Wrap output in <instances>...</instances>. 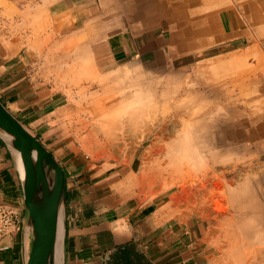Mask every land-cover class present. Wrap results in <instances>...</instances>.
<instances>
[{"label":"crops","instance_id":"obj_1","mask_svg":"<svg viewBox=\"0 0 264 264\" xmlns=\"http://www.w3.org/2000/svg\"><path fill=\"white\" fill-rule=\"evenodd\" d=\"M6 1L14 5L18 21L39 10L59 15L62 21L48 27H66L67 41L81 37L73 47L76 55H92L94 64L107 65V71L163 72L168 60L178 58L187 71L192 57L207 54L202 61L209 60L219 77L235 82L237 89L226 91L236 93L240 110L247 117L250 111L258 113L257 122H243L240 142L255 141L257 153L264 154V0ZM170 27L178 33L175 38L166 36ZM24 39L19 32L12 39L0 36V102L33 129L64 171L63 264H113L114 253L124 246L137 258L129 264H213L200 220L170 215L166 205L132 194V173L93 167L80 153L60 146L58 137L52 140L54 133H40L46 123L61 127L62 109L54 103L62 93L49 76L53 69L34 65L35 53ZM0 204L12 206L18 218L17 230L0 235V261L25 264L26 209L13 155L1 139Z\"/></svg>","mask_w":264,"mask_h":264},{"label":"rangeland","instance_id":"obj_2","mask_svg":"<svg viewBox=\"0 0 264 264\" xmlns=\"http://www.w3.org/2000/svg\"><path fill=\"white\" fill-rule=\"evenodd\" d=\"M40 1L30 0L31 3ZM42 1L44 2V0ZM3 10L4 12L1 13ZM44 11L46 10L44 9ZM33 12L31 15L20 17L18 21L14 5L7 3L6 0H0V36L5 38L8 36L12 39L15 38L17 32L25 35L23 44L34 51L35 54L32 56L34 65H38L37 68H42V71L44 68L47 70L51 68V71L53 69L49 76L56 79L55 87L62 93L56 96L54 103L55 106L62 109L58 113L60 115L58 119L63 121L61 127L54 128V124L46 123L40 129V133L45 131L54 133L52 140L58 137L57 139L61 140L60 146L65 147L66 150L69 148L80 153L84 161L93 167H107L123 172L127 170L132 173V179L129 180L133 185L130 188L132 194L140 193L156 204L166 205L170 215L191 216L200 220L206 231V240L213 264H243L247 262L250 259V256L247 255L248 249L254 250L260 246V225L261 222L264 223V154L257 153L258 149L253 143L255 141L249 140L248 143L246 141L244 143L236 138L228 148H225L223 145L230 143L231 140L222 138V146L215 149L216 155L223 156L227 160L225 163L219 162V160L216 162L218 168L216 173L221 178L225 177L230 192L239 190L238 186L246 178H252L251 182L246 184L250 192H245L244 196L239 192L237 199L234 197L228 199L229 191L222 189V186L218 188L222 189L223 194L214 193V196L209 199L202 197L196 200L193 196L184 195L174 199V196L179 192L167 190V186L162 182L163 174L161 172L162 166L166 165L163 162L166 146L181 128L176 124H171L174 118V107L176 108L181 101L187 112L193 111L195 116L191 118L195 119L215 113L224 107L225 109L222 110L229 113L234 107H239L237 111L241 113V104L237 103L235 92H230L229 97L224 100L220 99L223 98L221 93L226 92L227 88L237 89L235 82L233 81L230 85V82L225 78L219 77L216 73L220 70L214 64L209 60L202 61L207 56L204 53L192 57V63L187 71L182 70L180 58L168 60V65L163 72H145L137 67L127 70L118 69L115 72L107 71V65L101 68L100 64L98 66L94 64L92 55L83 54L80 57L76 55L75 50L78 49L73 47L82 40L81 37L73 42L70 39L67 41V35L70 33L65 30L66 27H48L51 23L62 21L59 15L51 16L47 14V11L45 13L40 10ZM21 24L26 27H21ZM170 28L171 33L166 32V36L169 37L170 34L175 38L178 33L175 27ZM87 37L90 38V33L87 34ZM83 39L86 40L85 37ZM61 50L63 53L59 55ZM66 53L71 60L65 57ZM76 56L78 57V66H75L74 63ZM72 66L74 69L70 70ZM119 70L120 72H118ZM126 76L137 78L139 82H143V86L150 87L155 91L154 104L141 118L135 120L130 117V110H132L130 108L120 111L119 115L117 114L113 119H102L100 122L108 124L109 127L101 128L90 116L91 111L109 108L110 104L123 106L127 102V93H119L122 86L115 79H123ZM108 78H110L109 81H107ZM102 80L108 84L102 87ZM167 82L172 85L169 86ZM202 84H211L213 88H208L209 90L207 89L203 93L204 95L199 94L203 88ZM167 87H169V96L159 97L160 95L157 93L161 94V91ZM65 90L69 93L64 94ZM217 92H219L218 95ZM222 112L218 111L217 113L222 115ZM253 113L258 115L256 111H250L248 115H254ZM52 115L54 113L48 114L47 119ZM249 117H247V113H244V119ZM252 117L248 119L251 123L259 120V118L254 120ZM236 123L234 120L231 124L234 133L237 130L241 131V126L238 129L235 128L237 127ZM161 127L165 129L164 134L157 132V128ZM27 128L34 134L33 129ZM105 128L109 129L110 135L113 134L109 141L111 144L108 142L109 146L103 134ZM88 137L89 140H92L89 145L84 146L82 142L88 140ZM201 143L203 152L205 147L203 142ZM215 144L217 147L219 141ZM145 153L148 154L144 155ZM140 181L142 183L138 186ZM247 227L252 233L250 230H246Z\"/></svg>","mask_w":264,"mask_h":264},{"label":"bare ground","instance_id":"obj_3","mask_svg":"<svg viewBox=\"0 0 264 264\" xmlns=\"http://www.w3.org/2000/svg\"><path fill=\"white\" fill-rule=\"evenodd\" d=\"M204 32H202V33H204ZM226 35H228V34L225 33V36ZM223 36H224V34H223ZM191 49H193V48H191ZM62 53H63V50H61L59 52V55L62 54ZM75 53H76V50H75ZM57 56H58V54H57ZM65 57H67L68 59L71 60V58L68 57L67 53L65 54ZM77 61H78V57L76 56V59H75V62H74L75 66H78ZM90 67H89V69H90ZM72 69H74L73 66L70 68V70H72ZM124 70H127V69L124 68ZM118 72H120V70ZM188 73H190V72H188ZM117 76L119 77V75H117ZM230 76H231V74H230ZM126 77H124L125 79L124 78L123 79L122 78L115 79V81L117 83H119L120 86H122V89L119 90V93H122V92L127 93L126 94L127 102L125 104H123V106H115L113 104H110L111 106L109 108L100 109V110L94 109V110L91 111L90 116L92 117L93 120H95V122L101 128L108 126V124H106V123L103 124V123L100 122V121H102V119H113L120 111H123V110H126L127 108H130V109H132V110H130V113H131L130 117H131V119L135 120L136 118H141V116L146 111L148 112V110L154 104L155 98L153 99V97L156 95L155 91H153L150 87L143 86V82H139L137 80V78H133V77H131V78L127 77L126 78ZM110 78H108L107 81H109ZM105 82L106 81H104V80L101 81L102 87L104 85L108 84L107 82L105 84ZM168 84H169V86L172 85L170 83H168ZM168 84H167V86H168ZM260 84H261V82H260ZM149 86H150V84H149ZM201 86L203 88L201 89V91H200V88H199V91H200L199 94H203L208 88H210V89L213 88L211 84H202ZM226 88H227V86H226ZM168 89H169V87H167L165 90H162L161 94L160 93H157V94H159L160 95L159 97H161V98H165L166 96L168 97L169 96L168 95L169 94V90ZM131 90H133V91H131ZM116 94H118V93H116ZM218 94H219V92H217V95ZM229 95H230L229 92H227V91L223 92V93H221V97H223V98H220V99L224 100L227 97H229ZM208 100H209V98H208ZM231 102H232V100H231ZM230 107L233 108V106H230ZM222 109H225V107L222 108ZM222 109L218 110V111H220V113L223 111L222 115H219L217 113L218 112L217 111L215 113H211V114H208V115L204 114L205 116L200 118V119L199 118L195 119V118H191V117L195 116L193 111L192 112H187L186 108L182 106V102L181 101L179 102V104L177 105L176 108L174 107V114H173L174 118L171 121V124H176V125L180 126L181 128H180V130H178L175 133V135L173 136V139L170 141V143L167 144L166 150H165L166 151L165 152V157L163 159V162L166 163V165L162 166L163 168H161V172L163 174L162 182H163L164 185L167 186V190L174 191V192L175 191L179 192V193H177L179 195L176 194V196H174V199L175 198L178 199L179 197H181L183 195L184 196H191V197L193 196V197H195L196 200H199V198H202V197H206L207 199H209L210 197L214 196L213 195L214 193L223 194L222 189H226V190L229 191V189L227 187V181H226L225 177L221 178V176L216 173V171L218 169L217 166H216L217 165L216 162H218V160H219V162H224L225 163L227 160L223 156L216 155L215 149H218L220 146H222L221 145L222 138H224V139L226 138V139H228V141L231 140L230 143H226L225 145H223V147H225V148H228V146H230L231 143H233V141L236 140V138H237V140L241 141V139L244 136L242 131H238L237 130L234 133L232 131V129H233L232 127L233 126L231 124H232V122L234 120H236L237 127L243 126V122L246 120V118L244 119L243 111L241 113H239L238 111H230V113H229L228 111H226V110L224 111ZM248 116H250L249 118H251L253 116L252 118L254 120H255V118H259L258 115H255V114L254 115H250L249 114ZM249 118H247V120ZM168 119H169V117H168ZM93 130H95V129H93ZM104 130L105 131H103V134H104L106 143L108 144V142L112 139V135L113 134H111V135L109 134L110 133L109 129L105 128ZM164 130L165 129L162 128V127L161 128H157L158 134L159 133L160 134H164V132H165ZM89 136H90V133H89ZM166 139H167V137H166ZM91 140H89V137H88V140H85L84 142H82V144H84V146L85 145H89ZM163 141H165V140H163ZM217 141H219V144H217V147H216L215 143ZM201 142H203L204 147H205V151H203V152L201 150V145H202ZM109 143L111 144V142H109ZM110 144H108V146ZM88 148H90V147H88ZM161 153H162V151H161ZM146 154H148V153H145L144 155H146ZM166 160H167V162H166ZM251 179L252 178H250V177L246 178L243 181V183L240 186H238L239 190H236L234 192H230L229 191V193L227 194L228 195V199L229 198L231 199L233 197L235 199H237L239 197V195L237 196V194L239 192H241L243 194V196L245 195V192H250V190L248 189V185L246 186V184L250 183ZM263 179L262 180L260 179V180L263 181ZM141 183L142 182L140 181L138 186ZM221 186H222V189L218 188V187H221ZM263 225H264V223L261 222V225H260V231H261V234H260V236H261L260 237V241H261L260 242V246H258L255 249L252 248L254 250L248 249L247 255L250 256V259L247 260V262H245V263L249 262L250 264H255V263L256 264H264V228H263ZM249 228H250V226H249ZM249 228L247 227L246 230L248 229V231H249L250 230ZM250 233H252L251 230H250ZM245 263H243V264H245ZM56 264H62L61 252H59V251H58V253L56 252Z\"/></svg>","mask_w":264,"mask_h":264},{"label":"water","instance_id":"obj_4","mask_svg":"<svg viewBox=\"0 0 264 264\" xmlns=\"http://www.w3.org/2000/svg\"><path fill=\"white\" fill-rule=\"evenodd\" d=\"M0 139L10 149L26 209L25 264H56L64 258L66 179L60 164L0 102Z\"/></svg>","mask_w":264,"mask_h":264},{"label":"built area","instance_id":"obj_5","mask_svg":"<svg viewBox=\"0 0 264 264\" xmlns=\"http://www.w3.org/2000/svg\"><path fill=\"white\" fill-rule=\"evenodd\" d=\"M18 228V218L15 209L6 204H0V235L12 233ZM0 264H6L0 261Z\"/></svg>","mask_w":264,"mask_h":264},{"label":"trees","instance_id":"obj_6","mask_svg":"<svg viewBox=\"0 0 264 264\" xmlns=\"http://www.w3.org/2000/svg\"><path fill=\"white\" fill-rule=\"evenodd\" d=\"M112 261L113 264H129L130 262H137V258L130 248L124 246L116 250L112 257Z\"/></svg>","mask_w":264,"mask_h":264}]
</instances>
